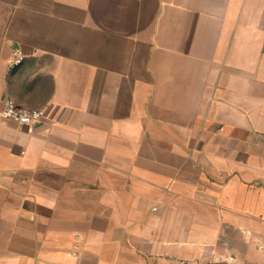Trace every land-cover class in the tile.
Returning a JSON list of instances; mask_svg holds the SVG:
<instances>
[{
  "label": "crops",
  "instance_id": "0c3cea01",
  "mask_svg": "<svg viewBox=\"0 0 264 264\" xmlns=\"http://www.w3.org/2000/svg\"><path fill=\"white\" fill-rule=\"evenodd\" d=\"M5 97L0 264H264V0H0Z\"/></svg>",
  "mask_w": 264,
  "mask_h": 264
},
{
  "label": "built area",
  "instance_id": "2783aa9c",
  "mask_svg": "<svg viewBox=\"0 0 264 264\" xmlns=\"http://www.w3.org/2000/svg\"><path fill=\"white\" fill-rule=\"evenodd\" d=\"M24 60V54L14 49L11 52V69L17 68ZM42 109H28L17 104L13 99L5 97L3 99V108L0 111V117L3 119H13L16 122L27 126L28 131H31L35 122L43 116Z\"/></svg>",
  "mask_w": 264,
  "mask_h": 264
}]
</instances>
